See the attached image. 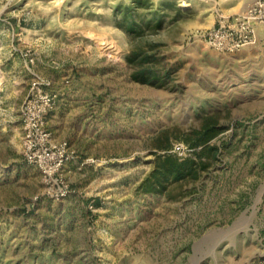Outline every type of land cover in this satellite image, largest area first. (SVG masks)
<instances>
[{
	"label": "rangeland",
	"instance_id": "374dc122",
	"mask_svg": "<svg viewBox=\"0 0 264 264\" xmlns=\"http://www.w3.org/2000/svg\"><path fill=\"white\" fill-rule=\"evenodd\" d=\"M137 1L0 0V264H264V36L198 37L252 0Z\"/></svg>",
	"mask_w": 264,
	"mask_h": 264
},
{
	"label": "built area",
	"instance_id": "2783aa9c",
	"mask_svg": "<svg viewBox=\"0 0 264 264\" xmlns=\"http://www.w3.org/2000/svg\"><path fill=\"white\" fill-rule=\"evenodd\" d=\"M214 27L198 35L205 43L218 51L225 53L240 52L245 47L259 43L264 36V0H252L240 11L225 15L220 14ZM34 82L32 90L38 88ZM38 121H29L26 128L30 132L35 129ZM34 157L30 156L27 164H34Z\"/></svg>",
	"mask_w": 264,
	"mask_h": 264
},
{
	"label": "trees",
	"instance_id": "16d2710c",
	"mask_svg": "<svg viewBox=\"0 0 264 264\" xmlns=\"http://www.w3.org/2000/svg\"><path fill=\"white\" fill-rule=\"evenodd\" d=\"M143 1H137V4H141ZM160 22L157 23L159 25ZM129 28H133L130 24ZM154 60V59H153ZM148 59H141L139 62V68L134 73L133 77L135 80L145 83H154L155 79H158L161 77L160 71L153 67L150 64H147ZM215 119L212 117H206L202 123V126L200 129L195 130L192 135L194 139V142L192 143L194 146H202L206 144L208 141H210L212 138H215V136L220 133V131L223 129L222 127L216 126ZM163 146H165L163 144ZM212 150L217 149V147L209 146ZM206 153H198V156L201 157V155H205ZM209 154V153H208ZM216 155V153H213ZM214 155V156H215ZM157 167L155 169V172L157 177L156 180L152 182V185L159 184L161 182V177L164 179L166 178H173L178 179L181 177H184L185 175H193L197 171L196 168L193 165V161H185V162H178L177 158L171 159L170 155L166 156L165 159H162L158 161Z\"/></svg>",
	"mask_w": 264,
	"mask_h": 264
},
{
	"label": "bare ground",
	"instance_id": "6f19581e",
	"mask_svg": "<svg viewBox=\"0 0 264 264\" xmlns=\"http://www.w3.org/2000/svg\"><path fill=\"white\" fill-rule=\"evenodd\" d=\"M183 5H188V3L187 2H184Z\"/></svg>",
	"mask_w": 264,
	"mask_h": 264
}]
</instances>
